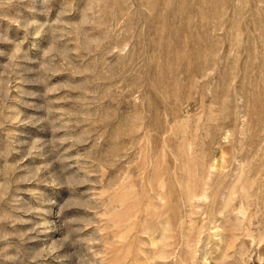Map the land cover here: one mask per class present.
Here are the masks:
<instances>
[{
	"label": "rangeland",
	"instance_id": "rangeland-1",
	"mask_svg": "<svg viewBox=\"0 0 264 264\" xmlns=\"http://www.w3.org/2000/svg\"><path fill=\"white\" fill-rule=\"evenodd\" d=\"M0 264H264V0H0Z\"/></svg>",
	"mask_w": 264,
	"mask_h": 264
}]
</instances>
